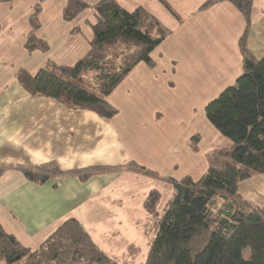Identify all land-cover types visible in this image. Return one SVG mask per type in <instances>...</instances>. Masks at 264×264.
<instances>
[{
  "label": "crops",
  "instance_id": "1",
  "mask_svg": "<svg viewBox=\"0 0 264 264\" xmlns=\"http://www.w3.org/2000/svg\"><path fill=\"white\" fill-rule=\"evenodd\" d=\"M83 1L94 6L100 0ZM114 1L128 12L145 10L171 36L173 31L180 32L181 52L190 58L191 65L212 66L241 55L239 41L246 21L230 0H165L178 18L158 1ZM210 1L214 4L203 8ZM38 2L0 3V166L56 163L61 170L72 171L136 162L156 172L159 178L122 171L86 182L65 177L37 184L19 172H6L0 176V224L23 247L36 251L66 222L75 220L98 248L94 237H99L111 255L123 258L127 253L123 255L121 251L127 252L126 245L133 244L128 232L139 231L135 219H148L144 205L150 193L160 192L161 205V184L168 183L165 179L180 181L191 175L181 179L161 174L169 163L165 154L170 152L171 144L165 143V135L157 138L160 131L155 126L161 117H156L149 106L132 101L121 107L114 97L116 91L108 102L118 114L108 120L58 101L33 97L23 89L15 79L18 71L36 75L50 64L73 66L91 50L93 34L87 23L95 22L94 15L91 20L85 13L80 20L68 23L63 18L68 0H44L37 37L48 44L49 51L30 54L25 45L31 32L30 16ZM75 27H80L81 32L73 33ZM247 47L257 60L264 58V0H254ZM240 193L248 202L264 208V176L243 182ZM125 226L130 229L126 231Z\"/></svg>",
  "mask_w": 264,
  "mask_h": 264
},
{
  "label": "trees",
  "instance_id": "2",
  "mask_svg": "<svg viewBox=\"0 0 264 264\" xmlns=\"http://www.w3.org/2000/svg\"><path fill=\"white\" fill-rule=\"evenodd\" d=\"M14 0H0L12 3ZM39 0L30 16L26 50L47 53L49 46L37 37L41 24ZM158 1L172 13L165 0ZM246 21L239 41L243 74L206 107V118L232 145L225 150L222 170L209 169L198 179L167 178L173 195L162 213L161 194L154 190L145 202L149 252L145 264H264V208L245 200L241 184L264 176V58L257 60L247 47L252 26L254 0H230ZM207 2L203 8L213 5ZM89 10L95 22L89 54L73 66L50 64L36 75L20 70L15 79L31 96L54 100L76 111H90L112 119L118 110L108 98L141 64L155 67L152 54L171 36L160 22L143 9L128 12L114 0L90 6L83 0H68L63 12L66 22L80 20ZM75 27L73 33H80ZM94 77L96 92L86 88L87 76ZM16 171L27 180L45 184L52 179L76 177L86 182L93 177L122 171L158 179L156 172L136 162L111 167L63 171L56 163L39 167L4 165L0 176ZM164 181V180H163ZM123 264L136 261L141 250L127 244ZM121 264L93 242L81 224L66 222L40 248L31 251L5 232L0 224V264Z\"/></svg>",
  "mask_w": 264,
  "mask_h": 264
},
{
  "label": "rangeland",
  "instance_id": "3",
  "mask_svg": "<svg viewBox=\"0 0 264 264\" xmlns=\"http://www.w3.org/2000/svg\"><path fill=\"white\" fill-rule=\"evenodd\" d=\"M87 14L92 20L94 12L89 10ZM180 37V32L173 31L171 38L153 53L157 65H143L134 70L113 93L117 91L114 97L119 106L131 104L133 101L138 105L149 106L151 111L156 112V117H161L155 126L160 131L156 136L159 138L165 135V143L171 144L170 152L165 154L170 160L161 174L181 179L191 175L198 179L209 169L222 170L226 162L224 153L232 143L208 121L206 107L224 90L233 86L243 74V57L240 55L239 59H230L229 62L227 59L219 60L217 65L212 66L191 65L190 58L182 53ZM85 83L86 88L96 92L93 76H87ZM177 145H180L179 149ZM161 185L164 188L159 213L163 212L165 202L173 193L171 185ZM135 221L138 222L139 231H129L128 234L132 238L131 243L140 248L141 252L136 261L130 264H145L152 239V236L145 233L149 232L151 226L147 220L142 222L137 218ZM130 227L125 226V230L128 231ZM98 238L94 237L99 248L115 260L118 255H111L108 247ZM121 252L126 254L125 250ZM118 261L121 264L125 262L122 258Z\"/></svg>",
  "mask_w": 264,
  "mask_h": 264
}]
</instances>
